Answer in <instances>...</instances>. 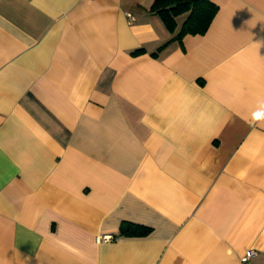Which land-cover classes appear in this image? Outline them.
Listing matches in <instances>:
<instances>
[{
  "label": "crops",
  "instance_id": "1",
  "mask_svg": "<svg viewBox=\"0 0 264 264\" xmlns=\"http://www.w3.org/2000/svg\"><path fill=\"white\" fill-rule=\"evenodd\" d=\"M153 1L0 0V264H264V0Z\"/></svg>",
  "mask_w": 264,
  "mask_h": 264
},
{
  "label": "trees",
  "instance_id": "2",
  "mask_svg": "<svg viewBox=\"0 0 264 264\" xmlns=\"http://www.w3.org/2000/svg\"><path fill=\"white\" fill-rule=\"evenodd\" d=\"M217 10V4L212 0H154L150 6V11L161 17L170 32L176 31V18L185 15L171 40H181L186 34H204ZM162 47H158V50ZM149 231V227L130 221L123 222L120 227V234L123 235L142 236Z\"/></svg>",
  "mask_w": 264,
  "mask_h": 264
},
{
  "label": "built area",
  "instance_id": "3",
  "mask_svg": "<svg viewBox=\"0 0 264 264\" xmlns=\"http://www.w3.org/2000/svg\"><path fill=\"white\" fill-rule=\"evenodd\" d=\"M255 254V250L248 249L246 250L240 257V261L242 264H254L250 261L251 257Z\"/></svg>",
  "mask_w": 264,
  "mask_h": 264
}]
</instances>
